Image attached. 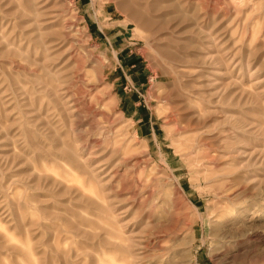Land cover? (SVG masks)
Instances as JSON below:
<instances>
[{"label":"rangeland","instance_id":"374dc122","mask_svg":"<svg viewBox=\"0 0 264 264\" xmlns=\"http://www.w3.org/2000/svg\"><path fill=\"white\" fill-rule=\"evenodd\" d=\"M0 264H264V0H0Z\"/></svg>","mask_w":264,"mask_h":264}]
</instances>
